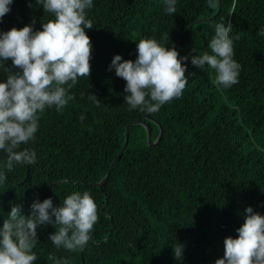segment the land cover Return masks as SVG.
Listing matches in <instances>:
<instances>
[{"label": "trees", "instance_id": "1", "mask_svg": "<svg viewBox=\"0 0 264 264\" xmlns=\"http://www.w3.org/2000/svg\"><path fill=\"white\" fill-rule=\"evenodd\" d=\"M232 3L220 0L218 11L207 0H178L177 12L169 15L163 0H94L86 10L93 22L85 30L93 48L90 74L78 78L70 89L75 98L62 111L53 106L40 114L35 139L21 146L34 149L37 162L6 170L0 222L13 204L28 215L34 199L51 197L58 205L74 191L90 193L98 220L83 251L56 248L48 236L58 226H40L34 264H214L223 256L224 238L237 235L245 207L264 214V36L258 34L264 0H236L229 14ZM33 18L39 30L53 17L14 0L0 30L21 28ZM221 21L233 25L238 83L218 87L213 69L189 60L181 96L158 112L128 110L126 82L108 70L114 54L134 60L136 42L161 41L167 33L163 43L181 56L210 52L213 25ZM5 66L18 70L10 59ZM136 121L146 125L152 142L160 128V141L148 145ZM126 127L127 145L110 169ZM6 159L0 151V167ZM176 243L184 246L180 259L173 254Z\"/></svg>", "mask_w": 264, "mask_h": 264}, {"label": "clouds", "instance_id": "2", "mask_svg": "<svg viewBox=\"0 0 264 264\" xmlns=\"http://www.w3.org/2000/svg\"><path fill=\"white\" fill-rule=\"evenodd\" d=\"M14 0H0V22L10 12ZM27 6L42 7L52 19L42 22L34 30L35 18L21 28L0 30V151L6 162L0 167V184L6 180V170L16 164L32 165L37 153L27 145L35 139L39 117L55 106L62 111L74 95L70 92L80 77L90 74L92 44L86 29L93 28L86 10L94 0H26ZM178 0H163L166 14L177 12ZM220 0H207L209 7H217ZM236 11L233 0L230 13ZM214 35L208 43L209 51L200 55L181 56L175 47L165 46L163 40L141 38L136 42L134 60L114 54L108 70L123 78L124 102L128 110L158 112L165 103L183 94L188 83L186 61L203 70L207 65L215 71L214 84L230 88L239 82L241 65L234 59L233 25L229 21L215 23ZM264 36V28L258 33ZM238 39V37H236ZM18 69L10 70L6 61ZM90 99L99 107L93 94ZM86 119L81 114L80 120ZM98 220L97 205L89 192L74 191L62 204L54 205L51 197L34 199L25 215L20 204H13L7 218L0 222V264H34L38 256L33 248L38 241L37 229L42 225L58 226L48 239L56 248L83 251L91 239ZM237 235L224 238L223 256L214 264H264V214L246 206L243 223L235 229ZM184 246L176 243L173 254L182 258ZM56 264H67L56 260Z\"/></svg>", "mask_w": 264, "mask_h": 264}, {"label": "water", "instance_id": "3", "mask_svg": "<svg viewBox=\"0 0 264 264\" xmlns=\"http://www.w3.org/2000/svg\"><path fill=\"white\" fill-rule=\"evenodd\" d=\"M219 7H218V11H219V9H220V3H219V5H218ZM218 11H217V13H218ZM205 20H199V21H197V22H204ZM135 123H138V124H140V125H142L144 128H145V130H146V133H147V143H148V145H156L159 141H160V137H161V129L159 128V133H158V136H157V138H156V140L154 141V142H152L151 141V137H150V132H149V130H148V128L146 127V125H144V123H142V122H138V121H136V122H132V124H135ZM127 140H128V127H126V130H125V139H124V143H123V146H122V148H121V150L119 151V153L115 156V158L113 159V161H112V163H111V165H110V169L112 168V166H113V164H114V162L116 161V159L119 157V155L122 153V151L124 150V148L126 147V145H127ZM107 176H108V174L97 184V186H99V187H101V185L104 183V181L107 179Z\"/></svg>", "mask_w": 264, "mask_h": 264}]
</instances>
